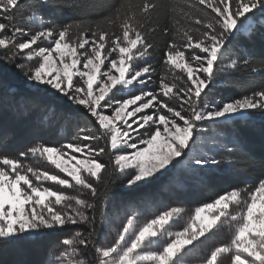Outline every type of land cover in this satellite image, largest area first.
Returning <instances> with one entry per match:
<instances>
[{
	"label": "snow or ice",
	"instance_id": "snow-or-ice-1",
	"mask_svg": "<svg viewBox=\"0 0 264 264\" xmlns=\"http://www.w3.org/2000/svg\"><path fill=\"white\" fill-rule=\"evenodd\" d=\"M51 6L0 0V64L41 101L48 93L63 102L35 105L50 116L47 127L33 121L29 143L10 150L7 131L0 140V247L38 243L75 226L82 230L59 237L57 264H188L189 253L223 232L227 238L198 264H264V174L196 207L182 230L170 222L184 209L172 207L145 221L126 218L110 242L98 238L111 220L115 174L126 189L160 181L182 161L207 174L223 163L201 150L216 143L213 126L264 120V87L208 99L221 74L250 67L264 74V59L241 55L246 44L264 43V0H120L98 5L106 11L100 21L64 24L43 15ZM35 21L36 30L25 26ZM156 32L168 37L162 50ZM161 51L164 72L154 79L151 61ZM0 90V104L18 103V85L0 80ZM52 121L73 122V138L46 140ZM41 159L49 165L43 170L27 162Z\"/></svg>",
	"mask_w": 264,
	"mask_h": 264
},
{
	"label": "trees",
	"instance_id": "trees-1",
	"mask_svg": "<svg viewBox=\"0 0 264 264\" xmlns=\"http://www.w3.org/2000/svg\"><path fill=\"white\" fill-rule=\"evenodd\" d=\"M24 2L27 4L30 0H24ZM119 2L120 0H50L52 6L42 9V12L47 19L56 24L80 21L94 23L102 20L106 14L105 9L98 7V5ZM76 3L88 7L81 11L74 7ZM38 23V21L25 23V26L36 30ZM152 39L162 50L164 41L168 37L156 32ZM245 53L250 55L254 61L264 59V43L257 39L253 43L246 44L241 55ZM162 55L161 51L151 61L157 69V75L154 79H158L164 72ZM0 80L19 86L18 103L0 104V140L3 139L4 132L7 131L10 137L9 147L11 150L16 146H23L30 142L33 121L39 119L45 123L46 127L48 126L45 117L50 116V113L46 110L37 109L35 105L44 103L58 106L63 102L59 101L55 95L48 93L42 94L43 100L41 101L40 95L29 88H25L15 73L2 64H0ZM261 87H264V74L262 72H253L251 67L248 69L237 68L221 74L217 78L215 87L209 85L212 91L209 93L208 99L210 102L226 101L250 94ZM0 95H2V90H0ZM24 97H29L31 102L27 103L23 99ZM213 127L217 130L214 132L220 133V137L224 138L225 145H231L233 141H236L239 148L232 152H229L225 146L209 150V154L214 155L218 160H222L223 163L207 174L178 168L160 181L142 184L141 187L133 186L132 189L124 188L123 177L115 174L111 178L109 187L111 203L108 215L111 220L106 227L100 229L98 238L103 241L108 239L112 233L110 231L114 229L113 227L119 218L123 220L127 216H132L133 213H143L147 214L144 218L150 219L163 211L170 210L172 207L184 209L182 218H174V221L170 222L174 225V231L182 230L187 224L188 216L194 214L196 207L211 202L217 195L230 188L243 187L256 182L254 178H249V183L246 180L248 176L253 175L254 170L264 172V168L261 167V163L264 162V120L259 116H253L246 121L236 120ZM75 130L73 122L52 121L51 131H48L44 138L50 143L66 142L73 138ZM27 162L40 167L41 170L49 166L42 159ZM69 193L72 192L69 190ZM75 230L82 229L73 226L68 233L55 234L38 243H27L19 247H0V264H57V257L64 250V246L59 243V237L74 234ZM206 235H210V233H206ZM226 238L227 235L223 232L212 236L205 244L199 245L194 252L189 253L186 257L188 264H198L199 259L212 246L219 244Z\"/></svg>",
	"mask_w": 264,
	"mask_h": 264
},
{
	"label": "rangeland",
	"instance_id": "rangeland-1",
	"mask_svg": "<svg viewBox=\"0 0 264 264\" xmlns=\"http://www.w3.org/2000/svg\"><path fill=\"white\" fill-rule=\"evenodd\" d=\"M44 46H47V42H44ZM177 71H179V70H177ZM149 111H150V110H149ZM214 130H216V129L214 128ZM216 131H217V130H216ZM217 133H218V132H214L213 135L209 137L210 140L213 139V138H215V139H216V143H215V144H207V145H205L201 150L209 152V150H214V149H217V148H223V147L225 146L224 138H223V137H220L221 135H217ZM219 134H220V133H219ZM228 142H229V141H228ZM227 164H228V163H227ZM178 168L191 169V168H189L185 163H183V161L181 162L180 165L177 166L176 169H178ZM176 169H174L173 171H175ZM253 172H254L253 175L247 177V180H246L247 183H249V182H248L249 178H254L255 181H256V180H257V176L259 177L260 174H264V172H262V171H255V170H254ZM259 172H262V173H259ZM258 174H259V175H258ZM254 183H255V182H254ZM133 188H134V187H133ZM70 191H71V190H70ZM70 194H75V193H70ZM133 215L139 217V219H140L141 221L148 220V219L144 218V216H146L147 214H143V213H133ZM204 215H205V216H209V213L206 212ZM128 217H129V216H127L126 218H128ZM149 217H150V216H149ZM153 217H154V216H153ZM153 217H151V218H153ZM126 218H124L123 220H125ZM151 218H150V219H151ZM123 220H122L121 218H119V219L117 220L116 225L113 227L114 229L110 231V232H112V233L110 234V236L108 237V239L105 240V242H106L107 240H108L107 242H110V241H111V239H112V238L114 237V235H115L114 232L117 230V228L119 227L120 223H121ZM53 264H54V263H53Z\"/></svg>",
	"mask_w": 264,
	"mask_h": 264
}]
</instances>
